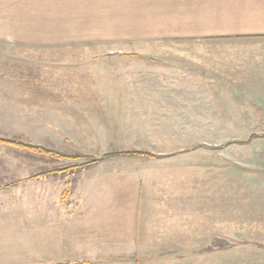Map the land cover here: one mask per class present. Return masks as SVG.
I'll return each instance as SVG.
<instances>
[{
    "label": "crops",
    "instance_id": "crops-1",
    "mask_svg": "<svg viewBox=\"0 0 264 264\" xmlns=\"http://www.w3.org/2000/svg\"><path fill=\"white\" fill-rule=\"evenodd\" d=\"M155 14L179 16L190 38L153 57L154 90H264V0H0V46H76L92 35L73 32L124 30ZM263 157L237 205L233 186L221 199L215 185L154 181L143 160L129 172L150 180L133 185L105 182L128 170L99 167L76 184L53 173L7 182L0 264H264Z\"/></svg>",
    "mask_w": 264,
    "mask_h": 264
},
{
    "label": "rangeland",
    "instance_id": "rangeland-1",
    "mask_svg": "<svg viewBox=\"0 0 264 264\" xmlns=\"http://www.w3.org/2000/svg\"><path fill=\"white\" fill-rule=\"evenodd\" d=\"M178 17L140 15L133 28L73 32L93 36L76 46H0V136L85 156L57 159L0 144V187L33 184L37 172L88 162L84 168L103 174L128 170L106 177L118 186L163 178L215 185L221 199L233 186L236 205L246 203V181L264 151V90H154L162 79L152 73L153 57L188 48L177 42L190 38ZM253 134L263 136L249 139ZM130 150L152 156L123 154ZM149 157L161 160L152 165ZM141 161L140 170L150 173L138 181L129 171ZM84 168L50 175L76 184L91 175Z\"/></svg>",
    "mask_w": 264,
    "mask_h": 264
},
{
    "label": "trees",
    "instance_id": "trees-1",
    "mask_svg": "<svg viewBox=\"0 0 264 264\" xmlns=\"http://www.w3.org/2000/svg\"><path fill=\"white\" fill-rule=\"evenodd\" d=\"M254 136H263V134L262 135H257V134L250 135L249 139H251ZM0 144L24 147V148H27L29 150L37 151V152L42 153V154H47V155H50V156H54L57 159L75 160V159H79V158L85 157V156L80 155V154H73V155L64 154L62 152L57 151L56 149L44 148V147L39 146V145H33V144L26 143V142H20V141L14 140V139H9V138H5V137H1V136H0ZM123 154H139V155L152 156L150 153L140 152V151H135V150L126 151V152H123ZM87 164H88V162H81V163H75L73 165H69V166H66V167H63V168H58V167L51 168V169L45 170L43 172L35 173L32 176H30V177L37 178L39 176L46 175V174H49V173H57V172H60V171H66V170H70V169L71 170L82 169Z\"/></svg>",
    "mask_w": 264,
    "mask_h": 264
}]
</instances>
